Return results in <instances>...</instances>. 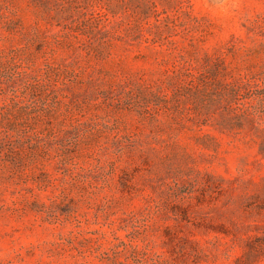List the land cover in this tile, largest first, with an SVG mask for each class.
Here are the masks:
<instances>
[{"label": "rangeland", "instance_id": "rangeland-1", "mask_svg": "<svg viewBox=\"0 0 264 264\" xmlns=\"http://www.w3.org/2000/svg\"><path fill=\"white\" fill-rule=\"evenodd\" d=\"M0 264H264V0H0Z\"/></svg>", "mask_w": 264, "mask_h": 264}]
</instances>
